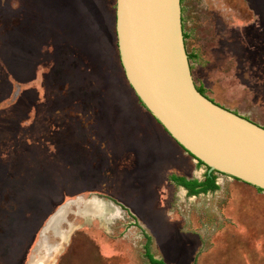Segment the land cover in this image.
<instances>
[{
	"label": "rangeland",
	"instance_id": "rangeland-1",
	"mask_svg": "<svg viewBox=\"0 0 264 264\" xmlns=\"http://www.w3.org/2000/svg\"><path fill=\"white\" fill-rule=\"evenodd\" d=\"M218 1L191 6L185 51L203 56L189 69L216 103L252 111L234 72L242 41L255 51L259 39L264 92V0ZM204 171L128 86L114 0H0V264H264V192L214 172L216 189L188 195L168 178ZM76 196L99 197L98 214L68 203L66 237L45 232L58 242L46 258L39 229Z\"/></svg>",
	"mask_w": 264,
	"mask_h": 264
},
{
	"label": "water",
	"instance_id": "water-1",
	"mask_svg": "<svg viewBox=\"0 0 264 264\" xmlns=\"http://www.w3.org/2000/svg\"><path fill=\"white\" fill-rule=\"evenodd\" d=\"M114 34L128 85L166 134L201 161L207 173L216 171L264 192V127L196 89L183 44L179 0H114ZM91 197L60 203L41 225L39 240L48 243L47 231L65 238L67 229L60 225L70 211L67 204L76 208ZM59 208L61 216L53 226L47 224ZM57 244L48 246L46 258Z\"/></svg>",
	"mask_w": 264,
	"mask_h": 264
},
{
	"label": "flooded vegetation",
	"instance_id": "flooded-vegetation-1",
	"mask_svg": "<svg viewBox=\"0 0 264 264\" xmlns=\"http://www.w3.org/2000/svg\"><path fill=\"white\" fill-rule=\"evenodd\" d=\"M248 28H250V32H253L252 26H248ZM248 28H246V29H248ZM248 34H249V29H248L247 35ZM241 37L242 36H240V34H236V38L237 39L239 38V40L236 39V41L240 42L241 39H242ZM249 43L250 42H249L248 39H244L242 41V44L245 47L242 50V53L240 54L241 55L240 59H242V61H244L245 65L242 66L241 72L238 73L235 70L234 77L237 78V80L240 81V85L245 89L244 91L246 92V94L249 95V99L251 97V99H253L254 104L258 102L259 106L255 107L256 106V104H255V105H253V107H255V108H253L252 111L246 110L244 112H242V111L240 112L239 110H235V109H229V108H227V109H229L230 111H232V112H234V113H236L238 115H241L242 117H245L246 119L250 120L251 122H253V123L257 124V125H260V126L264 127L263 124H260V98L261 97L264 98V92L261 90V87H260V51H259L260 40L259 39L257 40L258 48L255 51L254 50L250 51V48L253 49V45L254 44H250L249 45ZM235 54L236 53H233V55H235ZM234 57L237 58L239 56H234ZM193 83H194L195 87L198 89V87H199L198 84H195L194 80H193ZM216 104L226 108L225 106H223V105H221L219 103H216ZM177 186H179V185H177ZM96 202H98V201H97V198H95V197H91L89 200L83 199V201H81L77 205V207L75 208L74 213L76 215H79V216H90V215L93 216V215H96V214H98V211L96 210L95 205H93ZM63 233L64 232H62L61 235H60V232H59L58 234L60 236H63ZM44 245H46L45 242H44ZM47 245L49 246L50 244L47 243Z\"/></svg>",
	"mask_w": 264,
	"mask_h": 264
},
{
	"label": "trees",
	"instance_id": "trees-1",
	"mask_svg": "<svg viewBox=\"0 0 264 264\" xmlns=\"http://www.w3.org/2000/svg\"><path fill=\"white\" fill-rule=\"evenodd\" d=\"M181 30H182V26H181ZM182 37H183V44H184L185 34L183 32H182ZM191 57H192L191 54H187V60H189ZM197 90L199 92H201L202 94H204L203 90L200 87H198ZM137 101L139 102L138 99H137ZM190 157L193 158V156H190ZM196 163L198 165H200V166H204L205 167V171L203 173V178L201 180H198L196 178H190V177L187 178V177H184V176H175V175H169L168 176V178L170 180H172L176 185H179L183 189H185V191H186V193L188 195H194V194H197V193H203V192H206V191H212V190L217 188V185L214 182V174H213L216 171H211V172L207 173V171H206L207 167L201 161L196 160ZM217 173H219V172H217ZM256 189L260 190L259 188H256ZM148 258H149L150 262L153 263V264H163L161 261L155 260L151 256H148Z\"/></svg>",
	"mask_w": 264,
	"mask_h": 264
},
{
	"label": "crops",
	"instance_id": "crops-1",
	"mask_svg": "<svg viewBox=\"0 0 264 264\" xmlns=\"http://www.w3.org/2000/svg\"><path fill=\"white\" fill-rule=\"evenodd\" d=\"M202 1V3H205V0H200V2ZM195 2H198V0H179V4H180V18H181V26H182V32L185 34V38H184V41L185 39L188 37V38H191L192 36V28L190 27V25L192 24L191 22V14H193V10H191V6L195 3ZM218 0H210V4L212 5L213 8H217L218 7ZM207 4V3H206ZM183 12H186L188 14V20L186 21L188 26L187 28L185 29L182 25L183 21H184V16H183ZM190 19V20H189ZM215 48V47H214ZM184 49H185V46H184ZM216 50V49H214ZM186 52V51H185ZM211 52V51H210ZM187 54H191V58L194 59V60H200V58H202L203 55H201L197 49H194V50H191L189 53L186 52V55ZM213 55V54H212ZM215 60L214 62H217V58L216 57H213ZM210 61V60H209ZM208 69H205V72L208 70H211L210 68L213 67L210 64H208ZM190 72H191V76H192V80H194L195 84H197V79L194 78V75H193V72L191 71L190 69ZM204 73H201L200 75H198V79L201 81L200 84H201V87H204V88H210L213 84V81L210 79L209 80V83L211 85H206L204 83ZM209 78H207L208 80ZM239 90V88H237ZM241 89V88H240ZM235 90V89H234ZM204 93V92H203ZM205 94V93H204ZM206 95V94H205ZM209 99H211L212 97L206 95ZM213 100V102H216L214 99H211ZM220 104V103H219Z\"/></svg>",
	"mask_w": 264,
	"mask_h": 264
},
{
	"label": "bare ground",
	"instance_id": "bare-ground-1",
	"mask_svg": "<svg viewBox=\"0 0 264 264\" xmlns=\"http://www.w3.org/2000/svg\"><path fill=\"white\" fill-rule=\"evenodd\" d=\"M61 211H62V209L61 210H59V211H57V212H55V214L47 221V224H51L52 226H53V224H54V222L55 221H53L54 219L56 220V218H58V217H60L61 216ZM53 221V222H52ZM65 233H66V231H65ZM64 239V238H63ZM44 242L45 241H42V240H40V243H39V248L41 249V248H43L44 247Z\"/></svg>",
	"mask_w": 264,
	"mask_h": 264
}]
</instances>
